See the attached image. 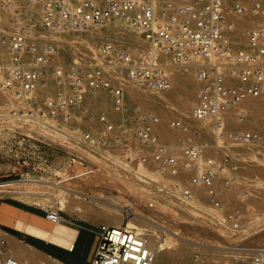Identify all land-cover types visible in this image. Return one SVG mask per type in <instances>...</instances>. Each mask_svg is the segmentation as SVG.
I'll use <instances>...</instances> for the list:
<instances>
[{
  "label": "built area",
  "instance_id": "2783aa9c",
  "mask_svg": "<svg viewBox=\"0 0 264 264\" xmlns=\"http://www.w3.org/2000/svg\"><path fill=\"white\" fill-rule=\"evenodd\" d=\"M38 5L40 18L29 13ZM0 7L13 14L12 24L0 20V36L8 46L0 70L5 118L0 128L9 135L10 123L44 130L50 119L73 124L80 115L103 125L102 135L90 130L73 135L55 183L83 180L106 160L117 161L114 172L133 174L143 184L141 198L157 219L170 215V207L181 210L189 223L219 234L224 241L219 250L227 257L223 264H264V246L249 243L264 229V176L246 173L236 153L242 145L264 150V129L232 126L236 118L245 122L249 109L244 106L264 102V0H0ZM119 20L150 49L105 41L83 62L54 66L56 80L68 82L70 93L59 92L38 105V87L53 65L57 33ZM164 55L194 71L199 88L190 118L198 125L180 117L165 119L139 103L125 111L124 79L113 74L125 73L148 91L166 92L173 86V68ZM96 88L111 89L113 111L122 119L88 112L84 98ZM166 127L178 132L177 145L169 141ZM115 144L124 145L121 157L110 149ZM140 166L153 168L155 177L143 175ZM14 181L0 180V194L12 193L5 190ZM136 210L137 203L130 201L124 213L130 218ZM44 211L53 223L64 220L57 206ZM94 228L90 264H154L148 238L135 228L105 223ZM0 243L2 255L7 239ZM2 264L24 263L6 253Z\"/></svg>",
  "mask_w": 264,
  "mask_h": 264
},
{
  "label": "rangeland",
  "instance_id": "374dc122",
  "mask_svg": "<svg viewBox=\"0 0 264 264\" xmlns=\"http://www.w3.org/2000/svg\"><path fill=\"white\" fill-rule=\"evenodd\" d=\"M33 14H36L35 16L40 18L39 13L38 14L33 13ZM12 19H13V14L0 7L1 22L6 23V22H9L10 20V23L12 24ZM119 23L120 25H123L124 22L115 21L109 25L117 26L119 25ZM128 28L132 29L129 26ZM100 29L102 30L104 29V31H106L108 29V25L107 26L106 25L105 26H91L90 28L82 32L72 31V32H63L60 34L57 33L58 46L56 48V51H55V54L52 60L53 65H51L48 68V72H47L45 82H44V84L46 82H48V84H46L45 86L43 84L42 86L38 88V95H39L37 98L38 105L42 106L44 100L47 97L55 96L59 92L70 93V87H69L68 82L63 86L62 85L63 81L59 83L56 80V77L53 73L54 66L61 65L67 68L71 64L76 62L77 60L83 62L87 60L88 57H90L92 49H94L95 47H97L98 45H100L101 43L105 41H111L116 44L122 43V44L129 45L127 38H121L115 35L104 37L103 35L101 36L99 34V35H96V37H94V33H96L97 31L102 32V30ZM0 35H4V33L2 32L0 33ZM0 44L7 46L6 40H4L3 37L1 36H0ZM1 51L2 50H0V70H1V63L3 64L8 57L7 53H6L7 55L6 56L5 53ZM164 56H163L164 60L172 64L173 72H175L177 68L186 69L185 73L189 74L188 76H186V78H184V82L186 84L193 86L194 84L197 83L195 92H194V100H195L197 97V93H198L197 89L199 88V84L195 80L193 69L187 66L173 64L171 56L169 55H166L165 57ZM0 76H1V71H0ZM113 76L115 78H120V79L123 78L124 80L127 79V77L125 76V73L113 74ZM123 82L124 81H122V83ZM106 91L109 93L111 97V94H112L111 89L109 88ZM178 91L180 93H183V90L180 89V87ZM159 93H166V95L169 96L170 98L175 94V92L172 90L168 93L167 92H159ZM86 99H87V102L89 103L84 104V107L88 110V112H91L95 115H99V114H106L108 116L111 115L112 110H113V104L111 103V105L108 107H106V105L105 107L102 106L98 100V97L96 99V94L93 90H89L86 93ZM175 100L176 102L179 101L177 99ZM138 101H140L139 104L158 113L160 116H162L165 119L168 117V115L174 116V117L183 115L187 117V115L189 114V112L183 113V112H179L177 108H171V110H169L170 112H168L167 115H163L162 110H165V108L160 107L159 109L157 106L153 107L152 105H149L146 101H144L142 98L133 99L130 101V104H132V107H133V105L138 103ZM2 104H3V96L0 92V126H1V122L5 120L4 116H2L4 113ZM132 107L130 109H132ZM255 109L256 108H254V110ZM250 111H249L248 117L245 119V123L240 122L242 120L240 118H236V120L233 118L234 121L232 122V126L233 127L242 126V127H247V128L250 127V128H256V129H264V106L259 109H256L255 110L256 112L253 111L252 109H250ZM260 111L262 113H260ZM120 118L121 117L115 120H118ZM248 119H250V121ZM78 120L80 121L74 122L72 124V123L65 122L61 118L60 119H50V123L46 127L43 128L44 130H40V129L36 130L34 127L29 126V125H25L21 128H18L17 126L19 125H14L13 123H10V128H11L10 135L8 133V129L5 128L2 130L0 128L1 130L0 131V180L5 179V178H10L12 180H18L22 178L23 179L36 178V179H45L50 182H56L57 180L56 175L64 169L67 153L71 150L70 143H72L73 135L78 137L85 130L91 131V128L93 127L92 124L99 128L98 129L99 131L97 132L99 135H102L104 132L103 125L100 122L94 123L91 121H87L88 119L84 115H80ZM132 128H133L132 125L128 126V130L131 131ZM14 129L15 131H13ZM49 129L51 131H49ZM164 129H166V132L169 130L168 131L169 135L167 132L169 141H172L176 144V139L179 136L178 132L172 131L171 129L167 127ZM173 138H175V141ZM132 144L135 145V141L134 143L132 142ZM123 146L124 145L115 144L110 149L114 155L121 157V155L123 154V151L125 150ZM242 146H244L243 148L245 149L240 150V151L236 149V153L239 154L238 158H239L241 167L246 171V173L253 172V173H258L264 176V150L261 149L262 146H255V147L254 146L248 147L245 145H242ZM241 153L244 155H242ZM118 157L115 156V158L119 159ZM106 161H108L109 163L105 164L104 167L100 168V170L93 173V175L91 174L87 176L86 178H84L83 180H78L75 182L67 183V185L80 187L85 190L87 189L86 191H88L90 195L91 194L92 195H95V194L114 195L118 198V200L122 201V204H125V206L130 201L137 203L136 211L143 213V216L145 217L153 218L152 220H155L158 224L157 225L156 223L155 224L153 223L150 226H146L144 228L143 231L145 232V234H147L148 238H149L148 233H150L154 235V239L157 242H160V243L162 242L165 244L168 241L178 243L179 242L177 239L178 236L172 233V232H178L179 235L187 236L197 243L198 247L194 249V253L192 254L193 262L191 264H198L199 262L200 264H203L204 261H210V260H212L213 262L212 264H223L224 263L227 257H224V253L221 250H219V247H218L219 246L218 244L224 243V241L219 238V234L217 232L205 229L196 224L189 223V221L186 219L183 222H179L177 225L174 224L172 222L173 220L176 221L180 216H183V215L185 217L187 216L183 212H181V210H178L176 208H171V207L169 208L170 215L166 216L167 219L166 217L157 219V217H155V215L151 213V211L146 209L145 202L143 199H141V196L143 195L142 188H140L138 184H134V186L131 187L129 185H133L132 182H125L121 180V178L120 180H118L117 178H119L118 177L119 175L114 172V169H118V166H116L117 161L115 162L114 160L113 161L106 160ZM152 169L153 168H151V170ZM109 174L113 177L111 178ZM114 177L115 179H113ZM124 177H126V175ZM108 180H111V182L109 183ZM106 181L107 183H105ZM115 181L116 183L114 184L113 182ZM101 182H103V184ZM123 184L124 186H122ZM113 186H116V187L114 188ZM129 187L131 188L136 187V190L135 189L126 190ZM25 188L27 189L29 188L28 190H30L31 192L29 191L27 193L5 192V193L0 194V200L19 199L23 202L31 203L33 204V206L40 208L42 210L46 206H57V207L60 206V204L53 199L54 195L52 194L53 191L55 193L60 192L59 188L55 189L46 184L45 185L44 184H41V185L27 184L23 188L24 190H27ZM127 191L130 193L132 191V193L129 194L127 193ZM122 195L124 197L121 200ZM136 196L138 197L137 199H135ZM34 198L36 201L41 202V204L39 205L34 202L28 201V200L32 201L34 200ZM89 200H91V198H89ZM61 211L63 214L67 213L64 210H61ZM132 217H135V214ZM169 217L172 219V221L171 219H168ZM72 218L75 223H86V224H92V225H95V224L99 225V224L105 223V218H100L99 221L95 224L89 223V222L87 223L84 220L80 219L78 216H72ZM130 218L126 217L124 213V219H122L121 224L123 223V225H125ZM36 220L38 222L49 224V225L55 224L51 222L49 219H47L45 216L44 218H39ZM163 225L165 228L168 229L167 233L169 234H165L161 231L162 230L161 226ZM3 230L5 229L0 226V240L1 238L4 237ZM171 237H175V238H171ZM249 243H252L253 245L264 246V238L259 239L257 237L251 240ZM0 247H2L1 243H0ZM7 247L8 245L6 246V248ZM215 258H217L219 262H216ZM162 263L166 264V262H162ZM176 263H180V262H175L173 264H176ZM210 264H211V261H210Z\"/></svg>",
  "mask_w": 264,
  "mask_h": 264
},
{
  "label": "bare ground",
  "instance_id": "6f19581e",
  "mask_svg": "<svg viewBox=\"0 0 264 264\" xmlns=\"http://www.w3.org/2000/svg\"><path fill=\"white\" fill-rule=\"evenodd\" d=\"M29 13L31 15L33 13H37V14L39 13L40 14L39 17H41L42 8L40 5H38V6H36V8L30 10ZM33 15H36V14H33ZM120 21L121 20H119V22ZM111 23H109V24H111ZM243 23H248V19L243 20L241 22V24H243ZM109 24H107L108 29L106 31H104V29L103 30L100 29V30H102V32L97 31L96 33H94V37H96V35H99V34L101 36L103 35L104 37L110 36V35H115L117 37L127 38L129 45L131 47L138 48L142 51H146V50L150 49L148 42H146V40L143 37H142L143 38L142 39L141 35L138 32L136 33V31H134V29H129L128 25L125 22L123 23V25H120V23H119V25H117V26L116 25H109ZM93 26H95V25H93ZM0 50H2L1 52H4L6 55L7 50H8V46H4V45L0 44ZM187 67L191 68V66H187ZM185 70L186 69H183V68H181V69L177 68L175 70V72H173L172 89L166 91L167 93L170 92L171 90L175 92V94L171 97L172 99L169 96H167L166 93H157V92L148 91L145 88H143L142 86H139L136 83H134L133 81L129 80L128 78L125 79L123 83L121 82L123 84L124 90H125V111H127L128 108L130 109L132 107V104H130L131 100L142 98L144 101H146L149 105H152L153 107L157 106L159 109H160V107L165 108V110H162L163 115H167L168 112H170L169 110H171V108H177V110L179 112H183V113L189 112L187 117L183 116V115H179L176 117L186 119L187 121H189L193 125H198V122H196L195 120L190 118V111H191L190 109H191V107L195 101L194 100V92H195V88H196L197 83L194 84L193 86H190L184 82V78H186V76L189 75L188 73H185ZM44 82H45V80L42 81L40 86H42L44 84ZM66 83H67L66 81H63L62 85L64 86ZM115 83H120V82L115 79ZM46 84H48V82H46L44 84V86ZM179 87H180V89L183 90V93H180L178 91ZM103 90H105V91H103ZM106 90L107 89H105V88L93 89V91L96 94V99L98 97L100 104L104 107H105V105H106V107H108L112 103V96L110 97L109 93ZM197 91H198V89H197ZM175 99H177L179 101L176 102ZM139 102L140 101H138V103ZM88 103L89 102H87L86 95H85L84 104H88ZM263 106H264V102L255 101V102L248 103L244 107L248 108L249 111H250V109L255 111L256 109H259ZM254 108H256V109L254 110ZM257 113H258V111H257ZM260 113H262V112L260 111ZM234 114L235 113L233 112V115ZM110 117L114 120L119 118V117H121V119H122V115L120 113L113 111V110H112ZM248 120L250 121V119H248ZM253 121H255V120H253ZM92 126L93 127L91 128V131H93L94 133H97L99 131L98 130L99 128L93 124H92ZM245 128H247V127H245ZM49 131H51V130L49 129ZM168 135H169V132H168ZM173 139L175 141V138H173ZM243 147L244 146H238V147H236V149L238 151H240V150L245 149ZM89 153L91 154L92 152L89 151ZM242 155H244V154H242ZM139 171H141V173L143 175H145L149 178L155 177L154 171L151 169H146L144 166H140ZM104 175H105V173H104ZM107 175H108V173H107ZM118 175H119L118 176L119 178H117L118 180H120V178H121V180H123L125 182H132L133 185H129L131 187L134 186V184H138V185L143 186L142 183H140L136 180V178L134 177L133 174L125 173V174H118ZM125 175H126V177H124ZM112 177L113 176H111V178ZM113 179H115V177ZM108 181H109V183L111 182V180H108ZM101 183L103 184V182H101ZM105 183H107V181ZM113 183L115 184L116 181ZM27 184H36V185L37 184H39V185H41V184L45 185L46 184L48 186H52V188H55V189L59 188L60 192H58V193H55L54 191L52 192V194L54 195L53 199L60 204L59 208L61 210L66 211L67 213H69L72 216H78L80 219L84 220L87 223L89 222V223L95 224L99 221L100 218H105V224L112 223L114 225L123 226V223L121 224V222H122V219H124L123 211L125 208V204H122V201L118 200V198L114 195H110V194H104V195L103 194L102 195H100V194L92 195L91 194L90 195L88 193V191H86L87 189L85 190V189H82L80 187L70 186L67 184L66 185H59L55 182H50V181H47L45 179H36V178H29V179H23L22 178V179L15 180L14 186L11 187V189H6L5 191H10L12 193H14V192L19 193L21 191H24L23 188ZM117 184H118V182H117ZM120 184H122V183H120ZM124 184L122 186H124ZM113 187L115 188L116 186H113ZM131 187H129L126 190H132V189L136 190V187H134V188H131ZM25 189H27V188H25ZM28 189L25 190V192L26 191L31 192ZM30 189H31V187H30ZM95 192H97V191H95ZM127 193L131 194L132 191H131V193L127 191ZM28 197H30V196H28ZM123 197L124 196L122 195L121 200ZM89 198H91V200H89ZM137 198L138 197L136 196L135 199H137ZM28 201L34 202V203L39 204V205L41 204V202L36 201L35 198L32 201L31 200H28ZM173 216H175V215H173ZM152 219L153 218H148V217L143 216V213H141V212H136L135 217L130 218L126 224L128 227L135 228L139 233L143 234L145 237L148 238L147 234H145V232L143 230L146 226H150L153 223L155 224V222ZM166 219H167V217H166ZM168 219H171V218L169 217ZM185 219L188 220L187 217H185L183 215V216H180L176 221H174V220L172 221V219H171V221L177 225L179 222H183ZM0 222L4 223V224L12 225L15 228L25 232V234L27 233V234L45 239V240L52 242V243H55L57 245L68 247V248L74 247L75 240L77 239V235H78V228H76L75 226L70 225L64 221L56 222L53 225H49V224L38 222L34 218H28V217L22 216V215L18 216L16 214H10V211L7 208H3L2 211L0 212ZM161 227H162L161 231L163 233L169 234V233H167V231H168L167 228H165L164 226H161ZM172 233L174 235L178 236L177 239L180 243L179 242L178 243L170 242V241H168L166 244L162 243V242L160 243L154 239L153 234L148 233L149 238H150V239L148 238L149 246L151 247V249L156 254V259H155L154 264H164L162 262H166V264H173L175 262H180L183 264H191L193 262L192 261V254L194 253V249L198 247L197 243L194 242L191 238H189L187 236L179 235L178 232H172ZM3 234H4V237H6V239L8 241V247L5 248V250H3L2 255H0V264H2L3 258H4L6 253L16 257L19 260H21L24 264H64V263H62V262H60V261H58L52 257H49L48 255H45L44 253L40 252L38 249H36V248H34L28 244L23 243L21 241H18L17 239L11 237L9 234H7L5 232H3ZM256 235H257L256 238L257 237L259 239L264 238V229L261 230L260 232H258ZM171 238H175V237H171ZM232 252L236 253L237 257H239V253L236 250L232 251ZM210 261L212 264L213 263L212 260H210ZM210 261H204V263L206 262L205 264H210ZM215 261L219 262V260L217 258H215ZM198 264H200V262Z\"/></svg>",
  "mask_w": 264,
  "mask_h": 264
},
{
  "label": "crops",
  "instance_id": "0c3cea01",
  "mask_svg": "<svg viewBox=\"0 0 264 264\" xmlns=\"http://www.w3.org/2000/svg\"><path fill=\"white\" fill-rule=\"evenodd\" d=\"M15 200V199H10ZM24 204H27L34 208V211L26 210L24 208H21L17 205H14L12 203H9L5 200H0V212L3 208H7L10 211V214H16V215H22L26 216L28 218H44L45 211L44 209L37 208L33 206L31 203L23 202L19 199L15 200ZM39 210L41 214H38L36 211ZM66 219V220H65ZM64 222L75 226L78 228V235L77 239L75 240V244L73 248H68L64 246L57 245L55 243L49 242L45 239L27 234L28 236L32 237V241L28 242L27 239L24 236L16 235L12 232H9L7 230H3L5 233L9 234L11 237L17 239L18 241H21L23 243H26L36 249H38L40 252L44 253L45 255H48L49 257H52L64 264H90V260L93 254L94 246L96 243V234L94 232L95 225L92 224H86V223H75L73 221V218L68 213L64 214ZM0 225L7 226L13 230H17L19 232H22L25 234V232L15 228L12 225L4 224L0 222ZM8 245V241H7Z\"/></svg>",
  "mask_w": 264,
  "mask_h": 264
},
{
  "label": "trees",
  "instance_id": "16d2710c",
  "mask_svg": "<svg viewBox=\"0 0 264 264\" xmlns=\"http://www.w3.org/2000/svg\"><path fill=\"white\" fill-rule=\"evenodd\" d=\"M5 201H7V202H9V203H12V204H14V205H17V206H19V207H21V208H24V209H26V210L34 211V208L31 207V206H29V205H27V204H24V203H21V202L15 201V200H10V199L5 200ZM36 212H37L38 214H41V212H40L39 210H37ZM0 226L3 227L5 230H7V231H9V232H12V233H14V234H16V235L24 236V237L27 239L28 242H31V241H32V240H31L32 237H30V236H28V235H26V234H24V233H22V232H19V231H17V230H13V229H11V228H9V227H7V226H3V225H0Z\"/></svg>",
  "mask_w": 264,
  "mask_h": 264
}]
</instances>
